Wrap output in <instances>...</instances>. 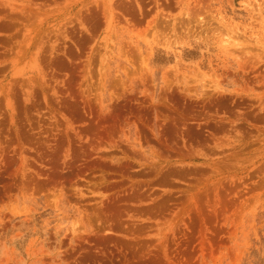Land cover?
<instances>
[{"label":"rangeland","instance_id":"rangeland-1","mask_svg":"<svg viewBox=\"0 0 264 264\" xmlns=\"http://www.w3.org/2000/svg\"><path fill=\"white\" fill-rule=\"evenodd\" d=\"M0 264H264V0H0Z\"/></svg>","mask_w":264,"mask_h":264}]
</instances>
